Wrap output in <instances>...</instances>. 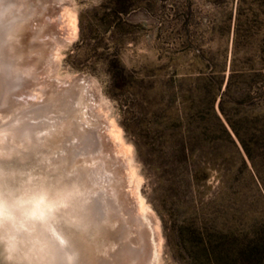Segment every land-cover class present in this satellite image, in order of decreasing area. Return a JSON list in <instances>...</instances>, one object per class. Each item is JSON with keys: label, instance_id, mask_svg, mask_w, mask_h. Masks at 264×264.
Masks as SVG:
<instances>
[{"label": "rangeland", "instance_id": "374dc122", "mask_svg": "<svg viewBox=\"0 0 264 264\" xmlns=\"http://www.w3.org/2000/svg\"><path fill=\"white\" fill-rule=\"evenodd\" d=\"M5 2L20 16L21 67H37L36 77L4 78L0 123L81 87L84 133L106 126L109 158L122 161L112 164L118 257L101 264H264V0ZM181 162L201 180L190 182Z\"/></svg>", "mask_w": 264, "mask_h": 264}, {"label": "bare ground", "instance_id": "6f19581e", "mask_svg": "<svg viewBox=\"0 0 264 264\" xmlns=\"http://www.w3.org/2000/svg\"><path fill=\"white\" fill-rule=\"evenodd\" d=\"M16 4L18 3L14 5ZM9 11L10 14L7 13L6 2L0 3V93L6 86L3 80L8 74L17 80L23 73L32 78L36 73V64H33L32 68L21 67L24 64V55L19 45L20 37L17 36L20 16L15 15L16 9L12 7ZM72 26L76 29L75 22ZM37 33H40L38 38L43 34ZM40 39H44V36ZM37 52L39 56L43 55L42 51ZM26 74L23 76L26 77ZM14 83L10 85L12 88ZM81 89L83 88L73 89L71 97L65 95L64 98H59L56 94L52 96L46 91L50 100L45 99L46 104L41 113L36 114L30 111L31 108H15L13 114L8 115L9 120L0 123V195L10 203L20 202V210L16 211L10 220L0 223V264H101V257L113 250L110 240L111 228L116 224V220L113 219L112 213H116L113 210L120 204L115 198L116 194L120 193L118 184L121 181L113 165L121 160L109 158V149L102 134V129L106 126L95 128L91 134L84 133L83 130L90 124V120L85 117L86 103L84 104ZM2 94L5 96V93ZM112 127L115 144L122 146L129 157L128 166L135 179L131 149L123 142L121 130L115 122ZM41 191L46 192L55 204L52 212L43 220L32 218L23 211L29 198ZM101 192L112 198L114 203H96L95 198ZM134 194L138 207L140 206L143 212L145 203L138 190L134 191ZM114 246L116 248V245ZM114 252L111 251L113 256L118 257Z\"/></svg>", "mask_w": 264, "mask_h": 264}, {"label": "clouds", "instance_id": "9594fccd", "mask_svg": "<svg viewBox=\"0 0 264 264\" xmlns=\"http://www.w3.org/2000/svg\"><path fill=\"white\" fill-rule=\"evenodd\" d=\"M20 202H9L0 195V223L10 220L20 210ZM55 204L46 192L34 193L28 200L24 213L32 218L43 220L54 209Z\"/></svg>", "mask_w": 264, "mask_h": 264}, {"label": "trees", "instance_id": "16d2710c", "mask_svg": "<svg viewBox=\"0 0 264 264\" xmlns=\"http://www.w3.org/2000/svg\"><path fill=\"white\" fill-rule=\"evenodd\" d=\"M178 168H181L183 171H185L188 174V177H190V182H192L193 184L198 181L201 180V178L198 176V172L196 170V166L189 164L187 162H181L179 163ZM191 184V183H189Z\"/></svg>", "mask_w": 264, "mask_h": 264}, {"label": "water", "instance_id": "95a60500", "mask_svg": "<svg viewBox=\"0 0 264 264\" xmlns=\"http://www.w3.org/2000/svg\"><path fill=\"white\" fill-rule=\"evenodd\" d=\"M134 253H135V252H134ZM132 255H133V257H134L135 254H132Z\"/></svg>", "mask_w": 264, "mask_h": 264}]
</instances>
